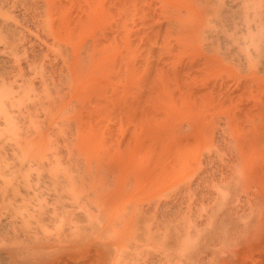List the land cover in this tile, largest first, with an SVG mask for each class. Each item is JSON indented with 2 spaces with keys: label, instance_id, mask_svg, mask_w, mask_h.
I'll list each match as a JSON object with an SVG mask.
<instances>
[{
  "label": "bare ground",
  "instance_id": "bare-ground-1",
  "mask_svg": "<svg viewBox=\"0 0 264 264\" xmlns=\"http://www.w3.org/2000/svg\"><path fill=\"white\" fill-rule=\"evenodd\" d=\"M0 264H264V0H0Z\"/></svg>",
  "mask_w": 264,
  "mask_h": 264
},
{
  "label": "rangeland",
  "instance_id": "rangeland-1",
  "mask_svg": "<svg viewBox=\"0 0 264 264\" xmlns=\"http://www.w3.org/2000/svg\"><path fill=\"white\" fill-rule=\"evenodd\" d=\"M54 159H57V163H59V162H60L58 158H54ZM54 159L52 160V161H54V163H53V164H55V163H56V161H55ZM70 159H71V157H70ZM68 161H69V160H68ZM68 161H67V162H68ZM50 164H51V163H50ZM55 165H56V164H55ZM68 166H69V165H68ZM50 167H52V165H51ZM53 167H54V166H53ZM56 167H62V166H59V164H58V166L56 165V166H55V168H56ZM33 168H34V170H36V169H35V168H36L35 166H33Z\"/></svg>",
  "mask_w": 264,
  "mask_h": 264
}]
</instances>
